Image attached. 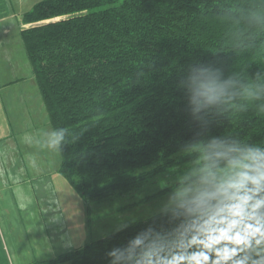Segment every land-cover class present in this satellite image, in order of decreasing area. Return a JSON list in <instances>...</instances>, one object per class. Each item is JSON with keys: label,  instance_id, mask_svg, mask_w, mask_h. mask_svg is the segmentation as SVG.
<instances>
[{"label": "trees", "instance_id": "obj_1", "mask_svg": "<svg viewBox=\"0 0 264 264\" xmlns=\"http://www.w3.org/2000/svg\"><path fill=\"white\" fill-rule=\"evenodd\" d=\"M261 14L264 0H44L23 15L34 24L21 39L49 125L70 133L59 173L83 201L127 194L183 163L178 151L196 131L177 87L183 70L205 61L249 82L264 74ZM239 104L209 134L264 143V100ZM146 226L50 264H106L108 249Z\"/></svg>", "mask_w": 264, "mask_h": 264}, {"label": "clouds", "instance_id": "obj_2", "mask_svg": "<svg viewBox=\"0 0 264 264\" xmlns=\"http://www.w3.org/2000/svg\"><path fill=\"white\" fill-rule=\"evenodd\" d=\"M177 87L195 134L178 151L183 163L157 179L164 195L139 215V209L115 214V232L141 219L147 226L108 249L106 264H264V143L209 134L216 117L244 110L241 98L264 100V74L249 82L238 73L226 75L212 63L196 61L183 70ZM258 108L264 112V105ZM69 134L64 127L36 129L22 142L60 158ZM26 158L29 167L39 170L36 155ZM45 203L50 206L51 201ZM58 221V211L47 220ZM76 241L65 231L56 243L72 249ZM34 243L41 254L53 248L47 236Z\"/></svg>", "mask_w": 264, "mask_h": 264}, {"label": "crops", "instance_id": "obj_3", "mask_svg": "<svg viewBox=\"0 0 264 264\" xmlns=\"http://www.w3.org/2000/svg\"><path fill=\"white\" fill-rule=\"evenodd\" d=\"M15 1L14 8L7 0H0V219L26 221L28 228L22 229V237L28 244L30 255L34 256L41 254V249L35 243L31 246L30 241L42 239L43 235L51 237L54 253L63 252L65 249L56 241L64 231L61 225L59 228L52 226L44 233H35L30 228L34 217H40V222L43 223V206L48 209V219L56 214L49 210V204L45 201H51L50 205L59 214L62 209L57 198L52 200L43 197L40 192L47 179L45 154L22 142L26 133L50 127L20 38V32L24 28L20 23V16L38 0ZM24 7L26 10L21 13L19 10ZM28 153L36 155L39 170L29 167L26 158ZM1 237L5 242L2 233ZM8 238L11 239L9 232ZM23 257L24 255H16L14 262L22 264ZM8 260L11 264L14 263L9 252Z\"/></svg>", "mask_w": 264, "mask_h": 264}, {"label": "rangeland", "instance_id": "obj_4", "mask_svg": "<svg viewBox=\"0 0 264 264\" xmlns=\"http://www.w3.org/2000/svg\"><path fill=\"white\" fill-rule=\"evenodd\" d=\"M40 1L42 0H38L37 2H35L29 10H31L32 7ZM7 2L11 4V7L15 8V0L14 2L13 0H7ZM25 10L26 8L24 7L19 11L22 13ZM19 11L16 8L17 14L19 13ZM24 13H22V15ZM44 154L47 169V179L45 182V179L43 178V183L45 182L46 185L43 186V191L40 190V192L43 194V197H49L52 200L57 198L59 200L58 205L62 209V212L60 214L61 221L48 223V218L46 216L48 209L43 206L44 227L41 228L39 225L40 217H34L31 220L30 228L35 233H44V231H47L52 226H56L57 228H59L61 225L64 232L68 231L72 235L77 237L76 246L72 249L64 248L65 250L63 252L74 250L83 247L85 244L92 241L102 239L103 233H108L107 236L116 233L114 231L116 225L115 214L132 212L136 209H139V212L137 213L138 215L145 212L149 208V206H153L154 203L164 195L162 194L157 197L153 196L155 194H159V192L162 191L156 187L157 179H163L164 177L172 174L171 172L165 173L162 177H156L151 181L135 187L127 194L115 195L107 199L99 201H88L84 203L72 191L67 182L58 173L60 158H57L52 154ZM138 194H142V198H138ZM146 198L150 199H148L146 202H143ZM49 207V210L53 211V214H55L56 209L52 207V205H50ZM141 221L144 220L141 219L138 222ZM35 225L36 227L34 229ZM26 228H28L26 221H20L18 219L12 221H8V219H0V264H11L8 260V252L13 262L15 261L16 255H24L22 264H39L43 260L51 259L56 255L63 253H54L55 247H53L51 251H45L43 252V254H34V256L30 255L28 251V244L25 241L24 237H22V229ZM8 232L11 233V239L8 238ZM64 232H62V234ZM1 233L4 236L6 243L1 237ZM47 237L49 239L51 238L50 236ZM30 245L34 246V241H30ZM13 264L16 263L14 262Z\"/></svg>", "mask_w": 264, "mask_h": 264}]
</instances>
